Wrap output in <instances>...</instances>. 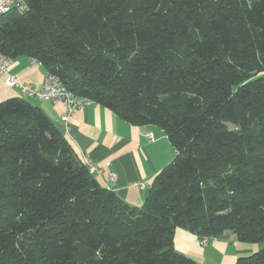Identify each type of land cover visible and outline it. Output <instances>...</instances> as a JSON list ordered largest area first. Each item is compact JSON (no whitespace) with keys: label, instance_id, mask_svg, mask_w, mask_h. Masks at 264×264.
Here are the masks:
<instances>
[{"label":"trees","instance_id":"16d2710c","mask_svg":"<svg viewBox=\"0 0 264 264\" xmlns=\"http://www.w3.org/2000/svg\"><path fill=\"white\" fill-rule=\"evenodd\" d=\"M0 53L161 127L174 159L141 207L90 172L23 97L0 102V264H200L181 228L264 242V0H24ZM235 264H264V248Z\"/></svg>","mask_w":264,"mask_h":264},{"label":"crops","instance_id":"0c3cea01","mask_svg":"<svg viewBox=\"0 0 264 264\" xmlns=\"http://www.w3.org/2000/svg\"><path fill=\"white\" fill-rule=\"evenodd\" d=\"M10 73L33 89L43 88L46 70L42 65L33 64L28 56L14 58ZM12 97H23L39 106L60 128L78 156L85 163L84 156H88L103 170L102 175H95L102 186L116 192L130 205L141 207L144 204L153 178L175 157L165 131L157 125H132L95 102L76 110L66 123L62 120L66 112L63 104L22 96L19 88L6 86L0 75V102ZM150 133H153V141L149 138ZM110 173L116 175L114 181L110 180ZM142 182L148 184L146 189L135 185ZM174 246L200 264H235L238 258L264 248V242H242L234 233L226 232L202 244L198 235L178 228Z\"/></svg>","mask_w":264,"mask_h":264},{"label":"built area","instance_id":"2783aa9c","mask_svg":"<svg viewBox=\"0 0 264 264\" xmlns=\"http://www.w3.org/2000/svg\"><path fill=\"white\" fill-rule=\"evenodd\" d=\"M8 3H18L22 5L21 0H0V13L7 12V4ZM33 64L41 63L36 59L31 58ZM14 62V58L0 53V75L4 77V83L8 87H16L21 91L22 96H35L40 99L48 100L53 103H61L65 106L66 112L62 115V120L66 123L70 122L72 115L78 109H84L87 105L94 103V101L90 98H83L74 95L71 91H69L63 84L60 78L50 72H46L45 81L43 88L40 90L33 89L31 85L23 83L16 75L10 73V67ZM149 138L153 141L154 136L153 133L149 134ZM87 159V163L91 164V173L94 175H102L103 170L98 167L88 156H84ZM116 175L114 173H110V180L114 181ZM141 189H146L148 187L147 183H136ZM209 239H216L203 237L202 244H206Z\"/></svg>","mask_w":264,"mask_h":264},{"label":"bare ground","instance_id":"6f19581e","mask_svg":"<svg viewBox=\"0 0 264 264\" xmlns=\"http://www.w3.org/2000/svg\"><path fill=\"white\" fill-rule=\"evenodd\" d=\"M22 1V5H19L18 3H8L7 4V12L10 11L11 9H13L14 7H17V8H24V0H21ZM7 12H4V13H7ZM3 14V13H0V15ZM86 164L88 165L89 169H90V172H91V164H88L87 163V159H86Z\"/></svg>","mask_w":264,"mask_h":264}]
</instances>
